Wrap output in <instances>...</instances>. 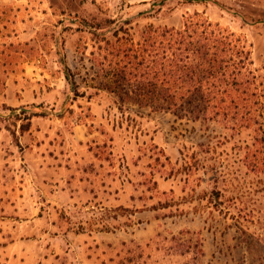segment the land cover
<instances>
[{"label": "rangeland", "instance_id": "obj_1", "mask_svg": "<svg viewBox=\"0 0 264 264\" xmlns=\"http://www.w3.org/2000/svg\"><path fill=\"white\" fill-rule=\"evenodd\" d=\"M191 17L251 51L239 98L155 109L119 50ZM0 264H264V0H0Z\"/></svg>", "mask_w": 264, "mask_h": 264}, {"label": "trees", "instance_id": "obj_2", "mask_svg": "<svg viewBox=\"0 0 264 264\" xmlns=\"http://www.w3.org/2000/svg\"><path fill=\"white\" fill-rule=\"evenodd\" d=\"M147 31L146 46L141 50L132 45L119 50L128 62L115 75L126 80L133 75L127 66L142 68L135 76L146 79L148 89L142 95L153 94L151 102L155 109L189 105L199 108L200 104L228 93L234 94L233 102L239 98L238 87L242 84L239 78L252 60L251 51L240 40L234 41V34L195 17L188 19L183 29ZM44 115L35 113L26 117L20 134L30 130L34 116ZM12 134L16 136L17 131Z\"/></svg>", "mask_w": 264, "mask_h": 264}, {"label": "crops", "instance_id": "obj_3", "mask_svg": "<svg viewBox=\"0 0 264 264\" xmlns=\"http://www.w3.org/2000/svg\"><path fill=\"white\" fill-rule=\"evenodd\" d=\"M42 99H43V97L41 95H38V96H34V98L32 99V101L38 102V101H41ZM22 103H24V102H22ZM32 123L33 124L31 126L30 130L28 131V133H25V136L24 137L26 138V137H29V136L31 137V135H34V136L36 135V136L39 137L38 139L41 140L44 137V135H43L44 132L37 129V127H36V125L34 123V120L32 121ZM80 127L81 126H78V129ZM44 145H45L44 142L41 140L40 142H35V143L31 144V146L29 148V151L31 152L33 158L36 157L34 159H36L38 161L35 166L32 164L31 165V168H33V170L35 172L39 171L41 174H43L45 172H48V169H49L48 166L46 165V161H45L46 160V156L43 154ZM32 146H33V148H32ZM57 168L59 169V171L62 170V168H60L59 166ZM40 178L44 180L43 181L44 182V185H47L46 182H45L44 175H41ZM43 182H39V185L36 184V182H34L32 184V186L41 187L42 184H43ZM15 194H16V192H15ZM38 195H39V193H38Z\"/></svg>", "mask_w": 264, "mask_h": 264}]
</instances>
